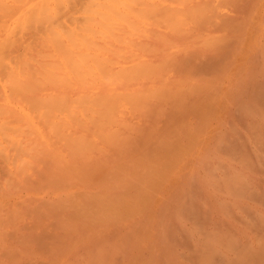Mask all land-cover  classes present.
Here are the masks:
<instances>
[{
	"label": "bare ground",
	"instance_id": "1",
	"mask_svg": "<svg viewBox=\"0 0 264 264\" xmlns=\"http://www.w3.org/2000/svg\"><path fill=\"white\" fill-rule=\"evenodd\" d=\"M258 2L0 0V256L49 250L46 264H80L85 233L107 223L108 209L122 213L126 190L181 139L172 132L187 108L254 67L246 39L230 34L264 13ZM206 19L224 47L204 51L206 39L192 36ZM198 180L181 211L199 228Z\"/></svg>",
	"mask_w": 264,
	"mask_h": 264
},
{
	"label": "rangeland",
	"instance_id": "2",
	"mask_svg": "<svg viewBox=\"0 0 264 264\" xmlns=\"http://www.w3.org/2000/svg\"><path fill=\"white\" fill-rule=\"evenodd\" d=\"M258 1L264 11V0ZM245 19L230 35L246 39V52L251 50L258 65L253 58L254 67L234 75L229 85L224 78L223 87L201 91L209 103L204 108L188 107L181 115L184 127L172 132L181 139L152 161L154 172H145L140 185L126 190L129 202L122 213L113 215V208L108 209L107 223H95L91 235L85 233V238H93L91 243L84 239L80 264H258L257 259L264 260V13H247ZM212 28L206 19L192 34L206 39L201 48L207 52L227 44L226 34L219 38ZM213 97L219 101L212 108ZM210 170L220 175L217 187L210 184ZM194 174H199L202 192V205L192 207L199 212L192 213L199 215L194 220L199 219V228L183 215L181 206L193 187ZM170 176L172 186L161 190L159 184ZM47 251L41 255L47 262L26 251L20 257L1 252L0 262L46 264L52 259Z\"/></svg>",
	"mask_w": 264,
	"mask_h": 264
}]
</instances>
